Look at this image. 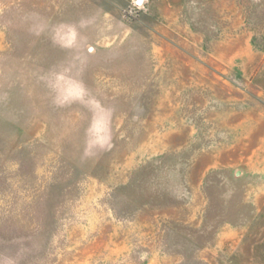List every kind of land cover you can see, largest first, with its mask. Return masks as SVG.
Instances as JSON below:
<instances>
[{
  "label": "rangeland",
  "instance_id": "374dc122",
  "mask_svg": "<svg viewBox=\"0 0 264 264\" xmlns=\"http://www.w3.org/2000/svg\"><path fill=\"white\" fill-rule=\"evenodd\" d=\"M0 264H264V0H0Z\"/></svg>",
  "mask_w": 264,
  "mask_h": 264
}]
</instances>
